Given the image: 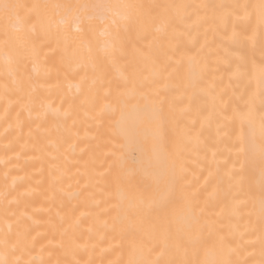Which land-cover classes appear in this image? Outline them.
Segmentation results:
<instances>
[{
	"label": "bare ground",
	"instance_id": "1",
	"mask_svg": "<svg viewBox=\"0 0 264 264\" xmlns=\"http://www.w3.org/2000/svg\"><path fill=\"white\" fill-rule=\"evenodd\" d=\"M7 2L188 7L131 22L123 19L127 10L113 9L91 29L72 17L61 24L59 15L49 25L33 12L7 37L0 21V259L20 264L203 259L202 252L185 256L171 242L166 246L131 228L124 233L114 228L117 191L109 165L118 93L142 81L170 101L163 114L167 149L178 153L177 169H183V182L195 193L205 231L225 238L233 264H262L264 225L242 202L260 193L259 167L253 166L249 148L252 129L258 133L264 115L259 96L264 29L255 17L249 25L242 12L228 15L231 8L215 7L258 0ZM26 14L21 10L22 18ZM193 53L206 68L194 86H185L169 73L176 60ZM237 65L243 76L235 74ZM165 66L168 71H161ZM253 94V116L242 119L247 109L241 97ZM134 103L129 101V121ZM122 151L139 169L138 144ZM152 159L155 165L156 156ZM136 181L151 183L143 174Z\"/></svg>",
	"mask_w": 264,
	"mask_h": 264
},
{
	"label": "snow or ice",
	"instance_id": "2",
	"mask_svg": "<svg viewBox=\"0 0 264 264\" xmlns=\"http://www.w3.org/2000/svg\"><path fill=\"white\" fill-rule=\"evenodd\" d=\"M186 7L188 6L143 3L123 5L53 3L29 6L0 0V21L3 22L4 35L7 37L10 35V29L19 31V24L30 20L33 12H36L38 18L46 19L49 25L59 15L61 24L66 23L68 18L72 17L87 24L91 29L94 27V21L97 19L104 21L106 14L113 9L127 10L123 19L131 22L141 18H151L154 14L164 15L169 10ZM215 7L231 8L232 11L228 15L242 12L243 19L249 25L255 17L257 26L264 29V0H258V3H237ZM25 9L27 14L22 18L21 10ZM116 15L118 16L119 13ZM112 23L115 24L116 20L113 19ZM30 31H35V25ZM205 68L206 65L201 64L200 54L193 53L176 60L169 74L179 77L185 82V86H194L197 76L202 74ZM161 71H168V66ZM235 74L238 77L245 74L240 65H237ZM259 96L260 106L264 108V69L261 70ZM130 100H135V103L131 105L135 116L129 121L126 112ZM241 100L247 109L246 112L240 114L241 118L251 120L255 110L256 96L255 94L250 95L247 100L241 97ZM117 103L119 117L114 122L112 131L113 150L109 165L111 182L117 191L116 203L112 205V210L116 213L113 218L114 228L118 227L122 233L131 228L140 233L142 237L147 236L150 240L158 239L166 246L171 242V246L178 253L183 252L185 256L190 251L194 256L203 253V259L172 260L168 264H233V261L228 258L231 249L227 247L225 238L215 236L210 228L207 232L205 231V225L200 222L201 211L195 199V193L188 191L189 186L183 182V169H177L178 153H171L167 149L163 131V114L166 104L169 108L171 107L168 98L161 95L158 88L148 86L142 81H133L131 89L118 93ZM116 111L117 108L113 107L114 115ZM133 141L138 144L143 154L142 160L139 161V169L129 164L127 153L122 151L127 144ZM249 151L253 166L258 164L259 167L260 193L258 199L253 198L242 203L245 207L250 204L249 215H256L259 222L264 225V115L260 117L258 133L255 128L252 129ZM153 156L157 158L155 165H153ZM138 174L150 178L151 183L137 182ZM249 190L251 191V184ZM5 246L7 251V240H5ZM132 248L135 251V243ZM217 252L220 258H209ZM0 264H20V262L19 260L9 261L5 256L0 259ZM129 264H137V262L130 260ZM145 264H158V261H146Z\"/></svg>",
	"mask_w": 264,
	"mask_h": 264
}]
</instances>
